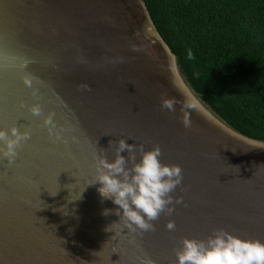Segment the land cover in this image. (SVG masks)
Wrapping results in <instances>:
<instances>
[{"label":"water","instance_id":"water-1","mask_svg":"<svg viewBox=\"0 0 264 264\" xmlns=\"http://www.w3.org/2000/svg\"><path fill=\"white\" fill-rule=\"evenodd\" d=\"M181 92L202 112L187 129L180 103L161 108ZM13 127L31 138L0 158V264H178L183 238L216 229L264 243V127L159 35L145 0H0V130ZM120 139L183 169L155 231L132 232L94 184Z\"/></svg>","mask_w":264,"mask_h":264},{"label":"clouds","instance_id":"clouds-1","mask_svg":"<svg viewBox=\"0 0 264 264\" xmlns=\"http://www.w3.org/2000/svg\"><path fill=\"white\" fill-rule=\"evenodd\" d=\"M187 58L195 59L191 50L188 51ZM25 85L31 88V80L26 78ZM78 90L91 91V88L82 84ZM33 94L35 95V92ZM181 95L184 96L182 101L162 97L161 108L175 112V105L180 103L182 123L187 129L192 124V112L197 115H202V112L198 102L183 92ZM41 111L38 104L31 108L34 116H40ZM44 124L46 127H55L52 114L45 119ZM30 138V132H21L16 127L10 129V134L7 130H0V145H3L0 147V158L7 160L10 165L13 164L18 156L17 150ZM56 138L60 139L59 136ZM125 151L128 157L121 155ZM137 153L140 155L139 161ZM161 156L162 151L158 145L145 151L143 144L137 148V145H130L125 139H120L114 162H109L106 155L96 157L94 184L101 185L98 192L102 198L111 200L118 206L116 215L121 216V221L132 232L155 231L153 222L157 221L162 213L171 215L174 211V208L169 207L174 203L171 194L182 184L183 169L179 165L163 164ZM182 202V197L175 200L177 204ZM109 211L105 210L103 214L108 215ZM175 228L174 222L167 224L169 231H175ZM174 252L178 264H264V243L259 240L241 239L223 229L214 230L206 240L185 237ZM147 264L152 262L148 261Z\"/></svg>","mask_w":264,"mask_h":264},{"label":"trees","instance_id":"trees-1","mask_svg":"<svg viewBox=\"0 0 264 264\" xmlns=\"http://www.w3.org/2000/svg\"><path fill=\"white\" fill-rule=\"evenodd\" d=\"M145 2L159 35L264 127V0Z\"/></svg>","mask_w":264,"mask_h":264}]
</instances>
